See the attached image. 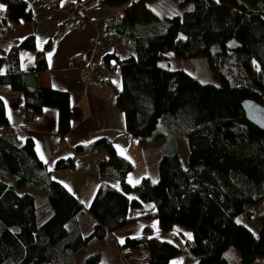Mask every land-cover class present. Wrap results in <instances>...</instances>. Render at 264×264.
Masks as SVG:
<instances>
[{"label":"trees","instance_id":"16d2710c","mask_svg":"<svg viewBox=\"0 0 264 264\" xmlns=\"http://www.w3.org/2000/svg\"><path fill=\"white\" fill-rule=\"evenodd\" d=\"M173 1L175 10L161 16L149 5L153 0H102L122 7V16L107 24L134 46L126 57L114 51L102 57L122 78L115 99L125 129L140 142L163 138V153L157 181L143 176L130 183L127 175L134 165L113 143L100 138L74 146L88 150L103 144L108 158L98 164L99 173L119 182L99 183L86 207L94 220L88 234L77 222L83 202L53 177L55 170L73 168L75 157L59 158L50 168L31 137L21 142L8 128L0 95V126L7 129L0 130V264H78L76 254L91 239L141 222L142 234L126 236L116 248L142 245L145 264H236L225 255L230 246L239 250L241 264L264 256V212L257 234L236 219L245 214L250 220L252 208L264 199V131L246 119L240 105L245 98L264 104V0ZM0 2L1 20H18L27 6L26 0ZM49 47L50 40L38 49L33 34L13 44L0 55V67L7 64L0 83L23 93L28 119L47 106L56 107L63 137L71 130L70 94L42 86L37 78L48 67ZM21 48L35 54L31 71L19 67ZM169 52L185 59L207 55L214 81L170 69ZM181 136L188 142L187 166L177 152ZM29 184L45 193L48 216ZM148 201L156 203L155 210L129 215L131 206ZM155 220L172 240L149 234ZM178 256L182 260L174 263ZM84 264H103L101 255L85 253Z\"/></svg>","mask_w":264,"mask_h":264},{"label":"crops","instance_id":"0c3cea01","mask_svg":"<svg viewBox=\"0 0 264 264\" xmlns=\"http://www.w3.org/2000/svg\"><path fill=\"white\" fill-rule=\"evenodd\" d=\"M47 1L26 0L27 6L22 8L18 20L0 19V55H5L13 44L28 34L34 35L38 49L43 48L50 40V47L47 51L48 67L38 72L37 78L42 86L64 89L69 92L71 99L70 132L63 137L58 133L56 107L47 106L41 114L28 119L23 110L24 95L22 92L13 91L9 85L0 83V95L5 101L8 128L21 142L31 137L38 156L50 168L54 167L59 158L75 157L73 168L55 170L53 177L70 189L85 206L84 200L91 201L101 181H110L117 186L119 182L115 178L99 173L98 164L108 158L103 144L96 146L99 148L98 153L92 152L95 146L88 150H76L74 148L76 144L90 143L104 138L113 143L116 150L128 158H131V152L132 156L140 157L141 155L143 158L141 153L145 148L154 146L152 147L155 151L153 158L156 159L163 153V138L140 142L126 131L124 113L117 106L115 99L116 92L122 85L121 75L118 71L111 72L102 61L103 55L108 52L114 51L120 57H126L134 52L131 41L119 37L109 29L107 24V19L115 20L116 16L122 12V7H111L103 4L102 0H60L54 8H49L46 6ZM77 2L83 3L92 21L88 28L72 26L69 22L70 11ZM153 3L158 4L152 6L154 12L161 16L175 10L176 3L173 0H153ZM0 5H2L1 2ZM28 8H30L31 15L28 14ZM171 54L174 55L173 52H169L167 58L170 69H172ZM19 67L22 71H31L35 68V54L32 50L19 49ZM82 68L89 69L93 77L91 84L83 80L80 73ZM6 71L7 64L3 63L0 72L5 73ZM180 141L186 145L185 160L181 158L178 149ZM176 147L182 164L187 166L189 153L187 138L179 137ZM143 174L146 175L147 170ZM127 180L130 183L138 182L137 179L132 178L131 173L127 175ZM260 203L262 200L258 204ZM242 215L245 216L241 214L236 219L247 226L246 221L240 220ZM77 222L84 235L92 230L94 224V220L89 213L85 212V209L77 214ZM143 226L141 222L136 226L109 234L104 239L93 238L87 243L85 253L91 254L99 251V249L89 251L94 241L108 240L113 244L121 242L126 236L142 234ZM259 228L256 231L250 229L257 234ZM165 236L169 240L173 239L170 233H166ZM119 251L124 264H145L146 262L147 253L142 245L137 248H122ZM102 253L103 264H117L118 261L111 253L108 262L105 261L104 253ZM181 260L182 256H178L174 263Z\"/></svg>","mask_w":264,"mask_h":264},{"label":"rangeland","instance_id":"374dc122","mask_svg":"<svg viewBox=\"0 0 264 264\" xmlns=\"http://www.w3.org/2000/svg\"><path fill=\"white\" fill-rule=\"evenodd\" d=\"M162 1V0H160ZM150 6H156L157 3H150ZM123 42V41H122ZM217 48V44H212V50L214 51ZM171 68L172 69H182L184 72L190 75L196 74L199 78L205 80V81H214L212 78V73L209 67L207 55H197L193 56L191 58H177L175 55L171 54ZM150 144V143H148ZM154 146H147L145 150L141 153L140 157L132 156L131 152V158H129L133 165L134 169L129 172L131 173L132 178L137 179L139 181L143 176H150L154 181L158 180V162L161 158V156H158V158H153L155 155V151L153 150ZM180 156L185 160L186 158V145L183 143V141H180V144L178 146ZM99 150V148H98ZM132 151V150H131ZM124 155V154H123ZM155 157V156H154ZM128 158V157H127ZM154 169V171H153ZM147 170V174L144 175L143 173ZM13 178V177H12ZM29 190L32 191L37 196V204L44 210H47V216L50 214L49 212V204L47 201V197L45 193L35 184H29ZM85 203V212H87L86 207L90 204L89 200H84ZM156 209V203L153 201L143 202V204L139 207H133L131 206L129 208V215H135V214H143L149 211H153ZM254 215L251 218V220L246 219L244 215L240 217V220H244L247 222V227H250L252 230L256 231L258 227H260V221L258 220V217L261 213L264 212V199L262 200V203L258 204L253 208ZM88 213V212H87ZM91 216V215H90ZM93 219V218H92ZM152 222V221H150ZM148 222V223H150ZM147 224V223H145ZM154 229L151 230L149 233L151 236L155 237H161L163 239H169L167 236H165V233L160 231L158 224L156 223V220L153 222ZM144 225V223H143ZM136 226V225H135ZM116 243L113 244V242L109 243L108 240L105 242H99L94 241V243H91L89 247V251H94L95 249H99L98 252L100 255L101 253L104 255L105 261H110L109 254L111 253L112 256H114V259L117 262V264L124 263L122 261V254L119 250H116ZM110 249V250H109ZM95 253V252H93ZM225 255L228 256L234 263L241 264L240 261V253L239 250L234 247L230 246L226 251ZM76 259L78 264H84L85 259V251H79L76 254ZM250 264H264V256H257L254 261H252Z\"/></svg>","mask_w":264,"mask_h":264},{"label":"built area","instance_id":"2783aa9c","mask_svg":"<svg viewBox=\"0 0 264 264\" xmlns=\"http://www.w3.org/2000/svg\"><path fill=\"white\" fill-rule=\"evenodd\" d=\"M46 6L49 8H54L56 6V1L48 0L46 2ZM3 16H4V10L0 9V18ZM121 16H122V12L117 15L118 18ZM69 22L71 23L72 26H77L81 28H88L92 24V21L88 17L86 8L82 2H77L75 5H73L72 10L70 11L69 14ZM107 22H109V20H107ZM80 73L83 80L87 84H91L93 82V77L88 68H82L80 70ZM0 130L7 131V129L3 126H0ZM92 152L98 153L99 152L98 147L93 148Z\"/></svg>","mask_w":264,"mask_h":264},{"label":"water","instance_id":"95a60500","mask_svg":"<svg viewBox=\"0 0 264 264\" xmlns=\"http://www.w3.org/2000/svg\"><path fill=\"white\" fill-rule=\"evenodd\" d=\"M246 119L264 131V104L253 98H245L240 102Z\"/></svg>","mask_w":264,"mask_h":264},{"label":"snow or ice","instance_id":"6c2138e0","mask_svg":"<svg viewBox=\"0 0 264 264\" xmlns=\"http://www.w3.org/2000/svg\"><path fill=\"white\" fill-rule=\"evenodd\" d=\"M218 2V0H217ZM4 8V5H0V9H3ZM70 190V189H69ZM190 235V234H189ZM121 243H123V241H121Z\"/></svg>","mask_w":264,"mask_h":264}]
</instances>
